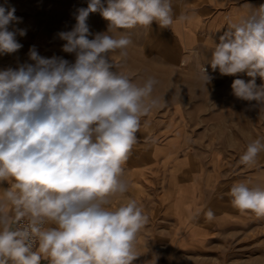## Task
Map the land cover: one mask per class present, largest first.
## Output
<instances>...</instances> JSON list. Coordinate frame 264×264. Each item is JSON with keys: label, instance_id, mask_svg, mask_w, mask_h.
Returning a JSON list of instances; mask_svg holds the SVG:
<instances>
[{"label": "clouds", "instance_id": "clouds-1", "mask_svg": "<svg viewBox=\"0 0 264 264\" xmlns=\"http://www.w3.org/2000/svg\"><path fill=\"white\" fill-rule=\"evenodd\" d=\"M229 21L219 43L210 38L212 72L236 78L232 95L254 101L264 111V4ZM0 5V56L21 48L16 27L22 18ZM109 24L92 33L90 13ZM75 24L56 36L62 56L43 57L35 45L28 59L0 69V264H133L135 242L148 221L135 199L113 208L129 189L124 164L137 142L141 119L163 106L153 95L159 81L142 83L117 70L110 53L128 55L132 41L120 29L156 22L168 29L189 20L174 19L173 0H88L72 13ZM91 37V38H90ZM215 77L204 65L198 79L208 89ZM264 153V137L251 141L240 161L254 166ZM232 205L264 218V187L234 183ZM208 221L214 212L205 213ZM16 227L13 228L12 225ZM158 256H155L154 264Z\"/></svg>", "mask_w": 264, "mask_h": 264}, {"label": "rangeland", "instance_id": "rangeland-1", "mask_svg": "<svg viewBox=\"0 0 264 264\" xmlns=\"http://www.w3.org/2000/svg\"><path fill=\"white\" fill-rule=\"evenodd\" d=\"M0 5H5V0H0ZM7 5L22 18L16 27L27 34L17 36L22 44L17 53L0 56V69L26 61L33 45L43 57L55 55L74 61L73 54L62 51L65 42L56 33L71 29L75 24L72 13L84 7L83 0H7ZM87 23L96 33L106 31L109 21L96 12L90 13ZM153 26L157 23L118 30L130 36L128 55L121 58L119 50L109 54L117 70L130 74L136 82L142 83L149 76L159 81L153 95L161 98L163 106L141 119L137 142L124 164L129 189L112 202L115 208L135 199L142 206L148 221L138 233L135 247L142 248L145 255L169 246L170 240L160 236L171 228L168 221L172 215L181 224L196 220L197 200L202 210L214 212L222 204L220 200H224L225 209H230L233 184L246 182L263 187L264 175V153L252 167L240 161L247 145L264 137V111L250 108L254 101L238 100L232 95L231 84L236 78L221 76L218 70L212 72L199 56L194 55L195 62H183L182 48L173 46L167 32ZM202 65L215 77L208 89L198 79ZM225 237L204 244V239L191 232L180 242L196 248L204 246L193 256L197 261L223 260L230 264L239 258L245 262L248 249L238 248L249 243L251 261L263 260L264 255L258 254L264 248L262 229L245 242L233 239L231 234Z\"/></svg>", "mask_w": 264, "mask_h": 264}, {"label": "crops", "instance_id": "crops-1", "mask_svg": "<svg viewBox=\"0 0 264 264\" xmlns=\"http://www.w3.org/2000/svg\"><path fill=\"white\" fill-rule=\"evenodd\" d=\"M87 3L88 0H83L84 7H87ZM245 4L258 8L261 4H264V0H173L174 19L181 14L189 16L190 19L174 23L168 29H161L158 24L153 26V29L167 32V37L173 41L172 45L182 48L184 53L183 62H195L194 57L199 56L202 62L208 64L212 50L210 38L219 43V37L227 31L228 22H236L248 13L250 9ZM155 24L156 22H154ZM228 78L250 79L246 74H237V76H228ZM261 83H264V81L257 78V84ZM261 184L264 187V175ZM2 187L6 188L9 185L4 182L0 184V188ZM223 202L224 200L219 201L222 204H219V207L214 211L215 219L211 222L207 220L205 215L208 208L202 210L201 203L198 200L195 205L198 209L196 220L181 224L171 214V220L168 221L171 222L169 223L171 228L160 236L170 240L169 246H166L162 251L149 252L147 255L143 253L142 248L136 246L135 251L138 258L133 264H154L155 256H158L156 264H229L224 263L223 260L220 263L197 261L193 256L199 254L197 252L202 251L204 246L203 248H196L191 244L187 245L184 241L180 242L191 232L196 237L204 239V244L209 239L221 237L224 239L229 234L233 239L245 242L246 239L250 240L252 236L259 235L261 229L264 235V218H258L250 212L241 213L232 203L230 209H225ZM195 221H198V224ZM12 227L15 228L16 225L13 224ZM249 246H240L238 249H248V255L251 257L252 250ZM260 250L261 252L258 254L264 255V248H260ZM236 253L242 254L245 252L236 251ZM249 256L245 262L241 261L243 259L237 258L233 259L230 264H264V257L263 260L251 261ZM9 264H11L10 261ZM41 264H48V261L42 260Z\"/></svg>", "mask_w": 264, "mask_h": 264}]
</instances>
